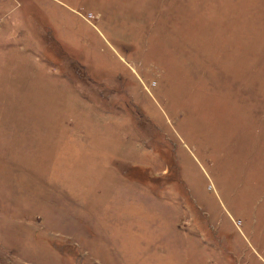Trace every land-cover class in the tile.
Instances as JSON below:
<instances>
[{"label": "rangeland", "instance_id": "obj_1", "mask_svg": "<svg viewBox=\"0 0 264 264\" xmlns=\"http://www.w3.org/2000/svg\"><path fill=\"white\" fill-rule=\"evenodd\" d=\"M0 264H264V0H0Z\"/></svg>", "mask_w": 264, "mask_h": 264}]
</instances>
